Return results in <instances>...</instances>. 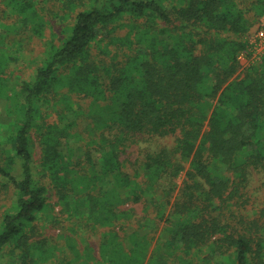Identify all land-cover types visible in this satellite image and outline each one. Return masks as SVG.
<instances>
[{
	"label": "trees",
	"instance_id": "obj_1",
	"mask_svg": "<svg viewBox=\"0 0 264 264\" xmlns=\"http://www.w3.org/2000/svg\"><path fill=\"white\" fill-rule=\"evenodd\" d=\"M60 1L48 8L65 22L60 44L48 41L12 83L27 45L44 37L47 8L0 0V201L14 195L0 204V255L264 264V54L242 74L238 60L264 0ZM154 137L172 146L141 148ZM255 172L263 179L251 188ZM39 223L65 231L40 236Z\"/></svg>",
	"mask_w": 264,
	"mask_h": 264
},
{
	"label": "rangeland",
	"instance_id": "obj_2",
	"mask_svg": "<svg viewBox=\"0 0 264 264\" xmlns=\"http://www.w3.org/2000/svg\"><path fill=\"white\" fill-rule=\"evenodd\" d=\"M38 1V0H37ZM40 4H44L45 8H47L46 10V19L48 20V25L45 27L44 30V37L42 39L40 38H34L26 47L25 52H24V57L22 59V61L18 62L17 66H13L11 68L14 69L16 71L15 75L13 76H9L7 78L8 81L14 83L15 80H19L20 79H24V78H28L31 75V72L33 71V67L36 65V62L39 61L42 56L43 53L46 49V43L48 41H54V43L56 45H59V39L63 38L64 33H63V28H64V24L65 22L57 17H54L51 13H48V8H60L62 6V2L60 0H39ZM73 16V15H72ZM70 18V17H69ZM67 19L68 22L72 21V19ZM261 22V21H260ZM125 29H121L119 30V33H124ZM256 29H253L252 33H250L247 37L248 39V44L249 46H251V41L253 40V36L255 35ZM94 49V48H93ZM0 50L5 51L6 50V46L0 41ZM92 53L95 55H97L96 51L93 50ZM123 54L121 53V56ZM98 56V55H97ZM121 59H123V56L121 57ZM39 63V62H38ZM17 67V68H15ZM243 68H245L244 66L240 67V74H242V70ZM7 137V132L1 131L0 132V147L1 145H4V147L6 148L8 145L5 144V139ZM33 141H34V158L36 160L39 159L40 157V147H39V143H38V139L36 137V135L33 136ZM173 143V138H158V137H154V138H150L144 142H140V146L143 149H147V150H156V149H160L163 148L164 146H169L171 147ZM70 145L72 147L76 146V144L73 141H70ZM135 149L136 147H132L129 148L127 150V155L125 156H129L131 157V159H133V157L135 156ZM79 153V152H77ZM2 160V156L0 154V162ZM19 165V162H18ZM16 173H19L18 170H16ZM183 177L181 176L178 181H177V189H179V187L181 186V182H182ZM263 176L261 173H257L255 172L252 176V180H251V188H254L255 186L259 185L260 182L262 181ZM177 194V190L175 192V195ZM14 195L12 192H8V194L6 195L5 193L1 194V201L0 204L3 205L4 207H6L7 205H9V203L11 202L12 199H9L10 196ZM56 197L52 196L50 203L54 204V208L55 211L58 212V210L60 209V206L56 205ZM4 207H2L0 209V212L2 213V211L4 210ZM141 206L140 205H136L135 209L137 211L141 210ZM232 210H234V212L238 211L239 208L237 207H233ZM134 223V221H132ZM65 226H66V222H64ZM39 228H40V236H53L55 234H57L59 231H65V228L62 226L59 227H55V226H51V225H47L46 227H42V223H39ZM88 242L89 244L94 247L95 249H97V244H98V233L97 232H87L86 234H84L83 236ZM12 254H10L9 252L6 253V251H4L1 255H0V264H9L12 261Z\"/></svg>",
	"mask_w": 264,
	"mask_h": 264
},
{
	"label": "built area",
	"instance_id": "obj_3",
	"mask_svg": "<svg viewBox=\"0 0 264 264\" xmlns=\"http://www.w3.org/2000/svg\"><path fill=\"white\" fill-rule=\"evenodd\" d=\"M264 54V17L261 18L253 40L251 41V46L248 47L247 51H242L239 53L238 60L241 66L248 67Z\"/></svg>",
	"mask_w": 264,
	"mask_h": 264
}]
</instances>
